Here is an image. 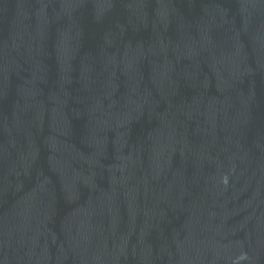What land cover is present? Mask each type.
Wrapping results in <instances>:
<instances>
[{
	"label": "water",
	"instance_id": "1",
	"mask_svg": "<svg viewBox=\"0 0 264 264\" xmlns=\"http://www.w3.org/2000/svg\"><path fill=\"white\" fill-rule=\"evenodd\" d=\"M0 264H219L194 0H0Z\"/></svg>",
	"mask_w": 264,
	"mask_h": 264
}]
</instances>
